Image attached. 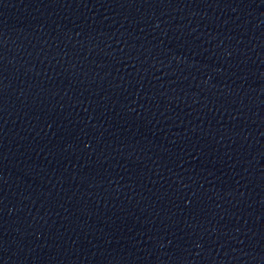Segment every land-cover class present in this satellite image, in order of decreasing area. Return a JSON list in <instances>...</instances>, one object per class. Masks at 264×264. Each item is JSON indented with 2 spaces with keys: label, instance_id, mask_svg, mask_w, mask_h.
Masks as SVG:
<instances>
[{
  "label": "water",
  "instance_id": "1",
  "mask_svg": "<svg viewBox=\"0 0 264 264\" xmlns=\"http://www.w3.org/2000/svg\"><path fill=\"white\" fill-rule=\"evenodd\" d=\"M0 264H264V0H0Z\"/></svg>",
  "mask_w": 264,
  "mask_h": 264
}]
</instances>
